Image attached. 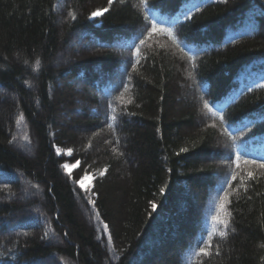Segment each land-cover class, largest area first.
Returning a JSON list of instances; mask_svg holds the SVG:
<instances>
[{"label": "trees", "instance_id": "trees-1", "mask_svg": "<svg viewBox=\"0 0 264 264\" xmlns=\"http://www.w3.org/2000/svg\"><path fill=\"white\" fill-rule=\"evenodd\" d=\"M61 1L0 0V88L16 98L0 97V232L15 218L10 215L30 210L29 217L15 221L32 219L0 240V264H130L145 244L154 243L156 228L174 231L172 223L180 225L185 215L197 218L201 205L194 236L177 237L180 254L170 251L173 236L159 260L148 259L149 264H264V156L255 146L264 135V0H214L185 17L176 31L184 44L207 51L195 59L207 114L205 101L211 113V104L228 99L225 118L250 129V149L228 158L225 169L209 159L216 129L208 123L198 127L196 108L181 98V62L156 41L125 53L127 77L115 89V104L101 103L111 119L91 116L100 103L84 88L81 97L92 110L78 123L89 133L59 121L62 108L80 99L66 82L52 90L65 71L79 66L78 78H86L97 64L103 78L122 65L118 53L106 47L132 31L145 30L148 40L164 37L150 23L178 13L181 0H68L60 25ZM97 10L102 14L91 16ZM152 12L158 13L150 22ZM79 30L101 50H76L72 63L55 67L56 56ZM225 31L243 35L225 43ZM247 66L243 79L259 70L256 80L235 74ZM96 75L95 90L103 80ZM109 79L119 82L118 75ZM32 142L31 157L21 150ZM67 148L71 157L64 154ZM68 161L77 168L67 172ZM90 172L95 178L88 193L78 181ZM23 178L43 188L42 200L11 199ZM77 199L94 223L82 218ZM55 234L63 239L59 245L52 241Z\"/></svg>", "mask_w": 264, "mask_h": 264}, {"label": "rangeland", "instance_id": "rangeland-1", "mask_svg": "<svg viewBox=\"0 0 264 264\" xmlns=\"http://www.w3.org/2000/svg\"><path fill=\"white\" fill-rule=\"evenodd\" d=\"M67 3H68V0H64V1H61L58 5L57 13L60 16L58 20L60 25H62L65 22V18L61 17V14H62L61 11H62L63 6L65 4L67 5ZM83 33H84L83 31L79 30V31H76L72 35L71 39L66 43L64 49L61 52H59L58 55L56 56L55 61H54L55 67H60L68 63L70 64V62L72 63L74 61V59L72 58L73 57L72 54L76 52V50L90 51L91 48H96L98 50H101V47L97 46L96 43L91 40V38H86L83 35ZM154 41H156L158 45H162V47L172 52L173 55L181 62L182 65L180 68H178V71L183 78V82L179 83V88H180L179 91H180L181 98L187 105L194 106L196 108L197 117H198V119L196 120V124L198 127H202L203 124L206 125V123H208L209 125L213 126L216 129L217 140H216L214 153L217 156H215L214 154H211L209 159L216 162L218 168L225 169L226 166L229 165L228 150H227L229 146V141L227 138H225L220 122L219 121L217 122L216 119H214L213 117H210L206 113L205 108H203L202 91H201V86L199 82L200 80L197 78L196 71H195V62H193L192 59L188 57V54L184 51V49L180 48L176 42H173L169 40L168 38H158V37H155L149 40V42H154ZM116 43H117L116 45L114 44L112 47L107 46L106 48L107 49L109 48L112 51L117 52L118 56L121 57V59H119L122 62L121 64L126 66V68L128 69L129 64L125 63L128 61V59L125 58L126 57L125 52L121 47L118 46L119 43L118 42ZM94 66L95 67L92 69L93 75L90 72L89 74L86 75V78H82V77L78 78L77 75H78V71L80 70L79 66L76 67L75 71L68 69L67 71L63 73V75L60 78L57 79L56 86L52 88V90H54L55 88H62L66 82L67 85L72 87V90L74 91V93H76V97L77 96L80 97V99L77 98L74 100L73 107L62 108V110L59 113V121L60 123L68 124L69 126L73 128H78L85 134L89 133L88 127L83 124L80 125L78 122L81 121L80 118L84 115L86 111L92 110V107H90L91 103L85 102L83 98L81 97L84 95L83 94L84 88H87L88 90H92L94 93L95 99L99 101L100 103L99 104L100 109L94 110L93 115L91 116H93L94 118H99L100 121L104 120L106 122L108 118L106 117V114L101 107V103L103 99L104 100L106 99L103 97L104 94L101 93L99 89L95 90L94 88H92L93 87L92 85L95 84L94 80H96L94 76L98 72V76L96 75V77L99 80L103 79L107 81L109 78H116L118 74H121L123 72V70L118 67L113 70L110 69V71L106 72V76L102 78V74H103L101 73L102 69L101 68L99 69L97 64H95ZM33 71L35 72L36 70L33 68ZM89 82H91V84ZM1 96L3 98L8 97L12 100L16 99L13 94H11L10 92L2 88H0V97ZM118 96L121 98V94ZM128 121H131V119L129 118ZM121 137H122L121 146H123L124 145L123 141L126 139V137L124 134ZM55 149L57 153L61 154L57 147ZM35 150H36L35 145L32 142L30 145H26L25 150H21V151H25L24 153L26 155L32 157L35 154ZM64 152H65L64 154L67 155V157L69 156L71 157L73 154V150L70 148H67ZM130 162L131 160L129 158L127 159V161H125V168L129 166ZM65 165H67V167H64L66 171L71 172L75 168H77L78 163L77 162L73 163L71 161H68L65 163ZM94 178H95V175L92 172L87 173V174L85 173L78 182V186L80 190L89 191V189H91L93 186ZM20 182L21 184L17 190L18 192L15 194H11L10 196L11 199H19L20 201H27L30 199L31 200L32 199H41V200L43 199V196H42L43 188L31 186L28 183V180L24 178ZM77 200H78V207L80 209L79 212L82 218L86 221L87 224H90V222L94 223V218L91 214L89 207H88L89 210L86 211V208L84 209L83 206L80 204L79 199ZM29 211L25 210L22 213H19V214L16 213V215H10L9 217H15V218H11V223L7 226L4 232H0V240L9 238L10 235H12L10 233L13 232V229L19 225H22V223L24 224L31 223L32 219H26L22 223L15 221L16 218L24 219L26 217H29L28 216V214L30 213ZM87 214L89 217H91V221L87 217ZM201 214H202V205L199 207V210L197 211V215H196L197 218L187 217L185 215L184 219L182 220L183 222L180 225L172 223L173 224L172 227H174V225H176L177 227L174 229V231L169 230L165 226L162 228L161 227L156 228L152 234L153 236L151 237L152 238L151 240H153L154 243L152 244L151 240H148V243L150 242L151 245L145 244V247L143 249H146V248L147 249L143 251V254L140 253L136 258H134L133 262L131 263L132 264H149L150 259L159 260L164 250H166L168 243L173 239V236L176 237L174 238L175 250L172 249L170 251L172 253L176 251V253L178 254L180 252L179 248L181 246H180V243L177 241V237L180 239L181 236L183 237L185 236L184 238L188 239L190 238L189 236H194V234L191 235L190 233L191 231H194V233L196 232L197 226L200 223L199 219H200ZM163 230H166V233L162 232ZM160 235L163 236V238H161ZM164 236H167L169 238L164 237ZM66 239L64 238V240ZM53 240H54V243L57 245H59L63 241V239L61 238L59 234H55L52 237V241Z\"/></svg>", "mask_w": 264, "mask_h": 264}, {"label": "snow or ice", "instance_id": "snow-or-ice-1", "mask_svg": "<svg viewBox=\"0 0 264 264\" xmlns=\"http://www.w3.org/2000/svg\"><path fill=\"white\" fill-rule=\"evenodd\" d=\"M109 2L111 3V0H109ZM103 11H107V9H104ZM101 14H102L101 10H97V11H94L91 15L93 17H96V16H99ZM155 29H156V24H155V21H153V31H155ZM141 43H143V41H141ZM36 63H37V66H38L39 61H37ZM207 106H208L207 101H205V107H207ZM221 119H223V117H221ZM182 151H183V149H182ZM253 163H255V162L253 161ZM64 167H67V165H65ZM260 167L261 168H264V163L260 164ZM248 175H249V177H251L252 176V173H249ZM232 179L233 180L236 179L235 175L232 176ZM213 219L214 220H217L218 218L217 217H213ZM220 235L221 236H224L225 233L224 232H221ZM208 244H209V247H211V241H208ZM200 253L201 254H204V255H210V253L205 248H200Z\"/></svg>", "mask_w": 264, "mask_h": 264}]
</instances>
